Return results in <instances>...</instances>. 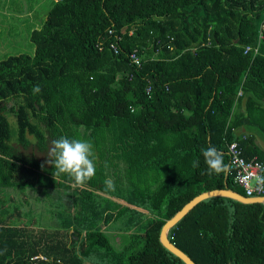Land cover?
<instances>
[{
  "label": "trees",
  "instance_id": "1",
  "mask_svg": "<svg viewBox=\"0 0 264 264\" xmlns=\"http://www.w3.org/2000/svg\"><path fill=\"white\" fill-rule=\"evenodd\" d=\"M29 41L0 59V191L57 189L73 205L35 228L1 198L0 264H185L159 241L165 220L202 191L245 196L202 149L229 165L236 143L264 165V0H53ZM61 136L93 145L83 185L47 163ZM169 237L196 264H264V205L204 199Z\"/></svg>",
  "mask_w": 264,
  "mask_h": 264
},
{
  "label": "rangeland",
  "instance_id": "2",
  "mask_svg": "<svg viewBox=\"0 0 264 264\" xmlns=\"http://www.w3.org/2000/svg\"><path fill=\"white\" fill-rule=\"evenodd\" d=\"M52 4L53 0H0V59L32 48V42L27 40V36L33 28L38 27L44 21ZM8 116L10 125L15 130L16 123L13 114L9 113ZM255 136L264 147L261 135L256 134ZM21 188L8 187L0 191V199L3 198L11 208L15 205L22 211L21 225L32 219L36 222L33 225L35 228L51 229L57 222L53 217L55 212L73 205L72 198L57 189L50 188L45 192L40 187L37 189H32L30 186ZM117 225L118 223H115L104 229L111 238H114L115 242L121 239L118 235L119 230H116Z\"/></svg>",
  "mask_w": 264,
  "mask_h": 264
},
{
  "label": "clouds",
  "instance_id": "3",
  "mask_svg": "<svg viewBox=\"0 0 264 264\" xmlns=\"http://www.w3.org/2000/svg\"><path fill=\"white\" fill-rule=\"evenodd\" d=\"M33 92H40L39 85L33 88ZM93 155V145L90 142L61 136L51 142L47 163L53 166L55 179L61 175H67L77 185H83L95 176L96 165ZM202 155L209 174L229 171V165L224 162L223 153L215 147L202 149ZM193 167H199V159L193 161ZM257 180L260 184H264V178L257 177ZM104 183L107 189L115 190V184L111 179H106ZM76 254L79 255L78 250Z\"/></svg>",
  "mask_w": 264,
  "mask_h": 264
},
{
  "label": "built area",
  "instance_id": "4",
  "mask_svg": "<svg viewBox=\"0 0 264 264\" xmlns=\"http://www.w3.org/2000/svg\"><path fill=\"white\" fill-rule=\"evenodd\" d=\"M108 32L110 34L113 33L111 29H109ZM101 45L102 43L98 44L100 49L102 48ZM109 47L112 48L115 53H118L119 49L116 40L109 42ZM247 49H249V46L246 47L245 52ZM129 58L135 64H139L140 62V56L136 51H132ZM149 89L150 88L147 87L146 91H149ZM229 168L234 169L235 181L244 190L246 195L264 193V184H260L257 180V177L264 178L263 163L256 156L250 159L244 158V156H242V149L239 148L236 143L229 145Z\"/></svg>",
  "mask_w": 264,
  "mask_h": 264
},
{
  "label": "water",
  "instance_id": "5",
  "mask_svg": "<svg viewBox=\"0 0 264 264\" xmlns=\"http://www.w3.org/2000/svg\"><path fill=\"white\" fill-rule=\"evenodd\" d=\"M216 196L228 197L235 201L245 204H252V203L264 204V196L246 197L243 194L239 193L234 189L229 188L226 185L224 188H215L211 190L202 191L196 196H194L192 199H190L186 204L183 205V207L180 210L175 212L172 217L165 220L159 232V241L161 245L164 248H166L168 251H170L172 254L180 258L185 264H196V263L169 239L168 232L196 204H198L200 201L204 199L216 197Z\"/></svg>",
  "mask_w": 264,
  "mask_h": 264
},
{
  "label": "bare ground",
  "instance_id": "6",
  "mask_svg": "<svg viewBox=\"0 0 264 264\" xmlns=\"http://www.w3.org/2000/svg\"><path fill=\"white\" fill-rule=\"evenodd\" d=\"M114 35V34H113ZM118 36V35H117ZM114 38V37H113ZM119 42V41H118ZM105 46V45H104ZM111 50V49H110ZM264 166V165H263ZM263 174H264V170H263ZM245 196L246 197H262V196H264V193H262V194H255V195H246L245 194ZM262 204V203H261ZM264 205V204H263ZM170 231V230H169ZM168 237H169V232H168ZM169 239H170V237H169Z\"/></svg>",
  "mask_w": 264,
  "mask_h": 264
},
{
  "label": "crops",
  "instance_id": "7",
  "mask_svg": "<svg viewBox=\"0 0 264 264\" xmlns=\"http://www.w3.org/2000/svg\"><path fill=\"white\" fill-rule=\"evenodd\" d=\"M29 12H30V11H29ZM39 26H40V25H39ZM28 39H29V36H27V40H28ZM9 40H12V39H9ZM236 132H237V134H239V135L241 134V135H242L245 131H244V129H240V128H239V129L236 130ZM256 141L259 143V139H257ZM263 142H264V141H263ZM259 144H260V143H259ZM52 214H53V212H52Z\"/></svg>",
  "mask_w": 264,
  "mask_h": 264
}]
</instances>
